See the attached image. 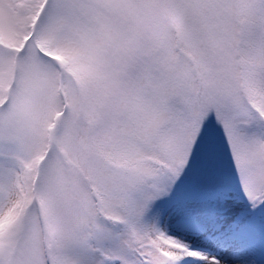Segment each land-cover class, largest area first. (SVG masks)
Returning a JSON list of instances; mask_svg holds the SVG:
<instances>
[{
	"label": "snow or ice",
	"instance_id": "snow-or-ice-1",
	"mask_svg": "<svg viewBox=\"0 0 264 264\" xmlns=\"http://www.w3.org/2000/svg\"><path fill=\"white\" fill-rule=\"evenodd\" d=\"M0 264H264V0H0Z\"/></svg>",
	"mask_w": 264,
	"mask_h": 264
}]
</instances>
